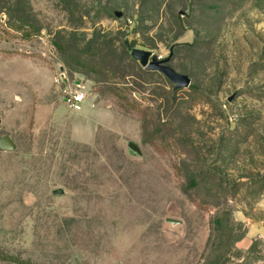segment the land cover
<instances>
[{
  "label": "rangeland",
  "instance_id": "1",
  "mask_svg": "<svg viewBox=\"0 0 264 264\" xmlns=\"http://www.w3.org/2000/svg\"><path fill=\"white\" fill-rule=\"evenodd\" d=\"M4 135L0 264H264V0H0Z\"/></svg>",
  "mask_w": 264,
  "mask_h": 264
},
{
  "label": "water",
  "instance_id": "2",
  "mask_svg": "<svg viewBox=\"0 0 264 264\" xmlns=\"http://www.w3.org/2000/svg\"><path fill=\"white\" fill-rule=\"evenodd\" d=\"M114 13L118 17L122 16V12L120 11H115ZM124 43L128 52L134 59L139 61L146 70L158 71L163 74L173 84L175 90L186 88L191 85V78L188 74L178 72L169 65V61L173 55L172 48L170 49V54L168 56L159 57L156 53L150 50L141 49L133 45L130 42L128 35L125 36ZM233 95L228 99L231 100ZM127 148L130 155L136 157L142 156L141 148L134 141H128ZM16 149L17 143L10 135L0 137V150L15 151ZM53 193L64 194L65 190L62 187H57L53 190ZM166 221L173 225L181 224V221L172 218H167Z\"/></svg>",
  "mask_w": 264,
  "mask_h": 264
},
{
  "label": "built area",
  "instance_id": "3",
  "mask_svg": "<svg viewBox=\"0 0 264 264\" xmlns=\"http://www.w3.org/2000/svg\"><path fill=\"white\" fill-rule=\"evenodd\" d=\"M85 99V93L82 90L66 91V100L74 107L79 108Z\"/></svg>",
  "mask_w": 264,
  "mask_h": 264
},
{
  "label": "trees",
  "instance_id": "4",
  "mask_svg": "<svg viewBox=\"0 0 264 264\" xmlns=\"http://www.w3.org/2000/svg\"><path fill=\"white\" fill-rule=\"evenodd\" d=\"M133 44H134V42H133Z\"/></svg>",
  "mask_w": 264,
  "mask_h": 264
}]
</instances>
